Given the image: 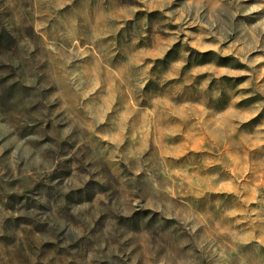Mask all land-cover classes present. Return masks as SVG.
<instances>
[{
	"label": "rangeland",
	"instance_id": "rangeland-1",
	"mask_svg": "<svg viewBox=\"0 0 264 264\" xmlns=\"http://www.w3.org/2000/svg\"><path fill=\"white\" fill-rule=\"evenodd\" d=\"M0 264H264V0H0Z\"/></svg>",
	"mask_w": 264,
	"mask_h": 264
}]
</instances>
